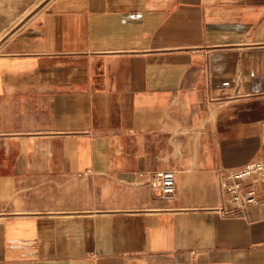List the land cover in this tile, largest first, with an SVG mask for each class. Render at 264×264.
Segmentation results:
<instances>
[{
	"label": "crops",
	"instance_id": "0c3cea01",
	"mask_svg": "<svg viewBox=\"0 0 264 264\" xmlns=\"http://www.w3.org/2000/svg\"><path fill=\"white\" fill-rule=\"evenodd\" d=\"M263 137L264 0H52L0 55V264H264L215 174Z\"/></svg>",
	"mask_w": 264,
	"mask_h": 264
},
{
	"label": "built area",
	"instance_id": "2783aa9c",
	"mask_svg": "<svg viewBox=\"0 0 264 264\" xmlns=\"http://www.w3.org/2000/svg\"><path fill=\"white\" fill-rule=\"evenodd\" d=\"M259 158L246 167L232 170L217 166L215 174L221 195L220 210L227 215H236L248 206L258 205L260 200L257 184L264 185V137ZM141 182L163 196H172L177 191L175 170H147L139 172Z\"/></svg>",
	"mask_w": 264,
	"mask_h": 264
},
{
	"label": "rangeland",
	"instance_id": "374dc122",
	"mask_svg": "<svg viewBox=\"0 0 264 264\" xmlns=\"http://www.w3.org/2000/svg\"><path fill=\"white\" fill-rule=\"evenodd\" d=\"M52 0H0V55L25 25L42 13Z\"/></svg>",
	"mask_w": 264,
	"mask_h": 264
}]
</instances>
